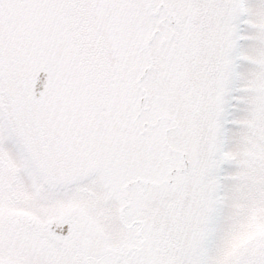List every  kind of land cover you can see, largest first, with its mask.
<instances>
[{"label":"snow or ice","instance_id":"6c2138e0","mask_svg":"<svg viewBox=\"0 0 264 264\" xmlns=\"http://www.w3.org/2000/svg\"><path fill=\"white\" fill-rule=\"evenodd\" d=\"M0 264H264V0H0Z\"/></svg>","mask_w":264,"mask_h":264}]
</instances>
